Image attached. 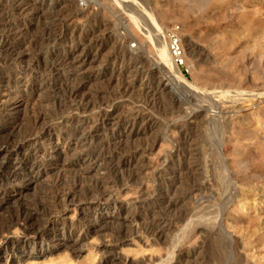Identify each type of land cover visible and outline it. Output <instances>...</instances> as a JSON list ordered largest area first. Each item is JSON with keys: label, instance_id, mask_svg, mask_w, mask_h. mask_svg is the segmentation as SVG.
Returning <instances> with one entry per match:
<instances>
[{"label": "rangeland", "instance_id": "374dc122", "mask_svg": "<svg viewBox=\"0 0 264 264\" xmlns=\"http://www.w3.org/2000/svg\"><path fill=\"white\" fill-rule=\"evenodd\" d=\"M61 1L63 4L60 2L57 5L56 2V4H52L50 0H0V80L7 77L8 72L9 74L18 73V71L21 74L27 73V69L35 64H38L43 72V69L58 63L62 58L67 59L65 61L72 65L69 75L61 74L63 77L59 76L60 78L45 77L42 75L43 73L41 74V70L33 73V77H31L36 82L43 83L40 88L36 84L29 90V88L25 89L22 84L16 88V85L7 87L4 86L6 83H1L0 90L3 91V95H0V145L8 134L13 137L14 142L23 143L20 137L28 132L36 115L41 117L38 120L40 122H38V126H46L47 129L53 131L55 123L60 118L66 120L71 118L75 122L81 118H87L88 124H91L101 113L102 108L107 109L105 107L109 104H118L121 114L141 111L139 114L143 116L144 121L142 119V122L145 124L140 122V125L138 123L137 126L141 129L142 135L139 134L140 136L135 138L137 141L130 139L129 143L127 142L129 145L125 144L126 147L123 145L124 150H121V152L131 151L133 144L137 143V147L136 145L134 147L138 148L139 153L135 155L136 161L134 162L136 164L133 162L134 165L131 168V174H134L133 182L117 189H110V191L113 197L124 203L125 207L127 202L135 203L137 215L139 214L144 219L147 218L146 222H150V219L152 222L154 219L163 218L166 219L164 221L166 223L162 226V233L160 232L157 236L132 233L133 235L122 239L124 235L118 236V231L120 234L123 232V234L126 232L128 234L130 228L126 226L127 229H125L126 227L118 225V216L115 214L106 215L103 211L85 209L83 200L64 209L58 207L61 209H59V213L53 212L52 206L49 205V198L54 191L60 187L68 188L71 184H75V190L81 191H77V194L88 195L85 190L92 188L91 186L95 182L94 177H99L102 173L88 168L87 163L75 164L76 149L74 150L75 147L72 144H60L59 156L56 159L42 156L41 152L35 153L33 148L37 147L38 143L24 144L23 149L19 150L17 154L0 153L1 178L20 171L22 169L20 162L23 161L40 162L43 159L52 161V163L48 167L46 175L37 177L32 182L27 181L28 175H26L22 182L14 186H0V219L7 217L8 213L18 205H26L32 209L34 202L44 200L45 213L52 211L51 217H53V225L56 229H61L62 223L79 222L86 225L89 234L75 243L70 241L65 243L58 235L43 241L37 240L34 245H23L22 240H25V236L20 226L12 227L7 233L0 236V264H112L110 258L121 263L174 264L176 259H182V257H185V260L188 259L187 262L190 263L187 264L192 262H194L192 264L198 262H204L203 264H264V218L256 219L253 215L258 207H264V47L260 50L245 38L242 34V24L239 23L241 20L239 17L237 18L253 6L259 7L263 12L264 0ZM244 6L248 7L245 9L246 12L242 9ZM146 13L148 15L150 13L160 25L161 31L157 30L160 33L152 31V35L162 34L164 42L166 41V47L168 34L176 33L183 55H185L183 57L185 64L182 66L173 65L189 82L192 84L195 82L196 85L205 88L201 89L202 92H196L198 97L197 94L182 89L176 90L177 98H173L175 96L169 95V91L165 89L160 94L158 92L151 96L146 104L143 102L146 98L143 97L139 88L136 89L140 87L141 82L138 73L128 72V74L127 71L120 75H117L118 72L111 73L112 66L117 68L123 61L124 64L130 62L128 56L122 58L121 52L123 51L121 50L124 48L118 49L122 43L123 47L132 50L133 53L148 54L154 58L151 45L147 40V34L149 35L147 28L150 26V20ZM136 26L137 29H135ZM239 34L242 35L239 36ZM219 42L223 43L222 50L221 48L217 49ZM193 45L198 52L208 55V58L199 60L200 68L203 67L212 74L220 71L219 74L237 78L233 85L231 83L232 87L227 86L225 90L234 91L237 89L244 93L243 97H250L256 106L252 113L244 117H235L233 115L234 108L229 103L230 99L226 98L228 102L225 101L223 104L222 113L220 112L219 115H216L217 117L212 118L216 112H213L215 108L211 107V102L214 100L208 89L213 86L209 83L205 85L198 79L197 81L194 74L200 73L198 66L192 68L190 67L191 63L190 65L186 63V61L188 62L186 58L190 57L188 47L191 48ZM140 50L141 52H139ZM85 55L88 56L83 62L82 59ZM146 55L143 56L149 58ZM217 55L223 57L220 59L228 61L225 68L224 65L215 63L214 59L219 60ZM148 58H143L144 63L140 61L143 66L140 62L137 64L140 65L139 69L147 72L157 67L155 59L149 60L150 63L152 62L151 65ZM145 60L149 66L144 65L147 63ZM49 61L51 62L49 63ZM218 69L219 71H217ZM117 77L120 79L118 80ZM130 77L135 78L130 79ZM152 79L149 83L154 88L157 86L155 84L157 80L156 78ZM211 82L218 83L214 80ZM129 83L131 86L128 85ZM154 84L155 86H153ZM226 84L230 85L225 82V87ZM80 85H84L83 93L88 97V100L90 99L91 104L89 105H92L83 113L70 107L73 106V101L66 97L69 90L72 88L75 90ZM126 85L130 93L124 94L120 90L124 89ZM5 87L10 89L6 90ZM114 90L115 92H113ZM203 93L204 97H202ZM206 93L210 94V98ZM182 95L184 96L182 97ZM128 97H134L135 100L127 99ZM152 101L155 103H151ZM196 101L201 107L195 108ZM95 104L96 106H94ZM185 104L186 106H184ZM54 105L55 107H53ZM161 106L163 107L159 109ZM203 107L207 110L203 121L198 118L201 121L198 122L197 119L196 124V122L185 118L186 113L202 111ZM93 133L98 137L94 139L95 141L111 144L110 147H112L113 141L109 140V135L106 137L105 132L101 129H96ZM184 136L191 142L183 138ZM45 146L47 147L48 144L43 145V147ZM51 146L57 147V145H50L47 148L49 149ZM125 149L127 150L125 151ZM178 152L179 155H177ZM185 171H187L186 174H184ZM129 173L130 171L127 174ZM202 179H205L203 185L199 184L200 181H203ZM189 182L192 183L191 187L197 185L199 190L196 189L187 194L186 190L190 188ZM88 183H92L91 186ZM77 184L78 186L81 184L79 188ZM173 187L177 189L175 188V190ZM79 194L77 196H80ZM167 198H177L174 207L176 209H165ZM33 209L34 218L32 221L40 223L45 214L41 213L42 211L39 209L36 211L35 208ZM162 209L164 211H161ZM161 212H163L162 214L167 213V215H161ZM152 214H155L154 217ZM97 216L98 220H92ZM116 229L119 230L116 231ZM3 239L20 242L18 253L21 250L23 253H28L22 255L4 253L1 248ZM102 245H105L106 248H103Z\"/></svg>", "mask_w": 264, "mask_h": 264}, {"label": "bare ground", "instance_id": "6f19581e", "mask_svg": "<svg viewBox=\"0 0 264 264\" xmlns=\"http://www.w3.org/2000/svg\"><path fill=\"white\" fill-rule=\"evenodd\" d=\"M22 1V0H21ZM34 1V0H33ZM36 1V0H35ZM43 1V0H42ZM53 3H57V5L62 1L61 0H50ZM65 1V0H64ZM55 3V4H56ZM24 4V3H23ZM51 4V5H52ZM54 4V5H55ZM60 4V5H61ZM67 4V3H66ZM11 5V4H10ZM32 5H34L32 3ZM40 6V5H39ZM138 6V5H137ZM242 6V5H241ZM35 7V6H34ZM22 8V7H21ZM20 8V9H21ZM23 9V8H22ZM40 9V7H39ZM45 9V7H44ZM243 10L248 9V7H242ZM42 10V9H41ZM20 11V10H19ZM23 11V10H22ZM29 11V10H28ZM34 11V10H32ZM37 11V10H36ZM39 11V10H38ZM37 11V12H38ZM146 11V10H145ZM11 12V11H10ZM16 12V11H15ZM18 12V11H17ZM246 12V10H245ZM264 12V11H263ZM262 12V10L260 11V8L257 6H253V7H249V11L247 10L246 13L242 14L241 16H237V18L239 17V19L241 21H239V23L241 22L242 24V29H243V35L245 36V38H247L248 40H250L252 42L253 45H255L256 47L261 48L264 47V13ZM21 13V12H20ZM41 13V12H39ZM148 13V12H147ZM146 13V14H147ZM6 14V13H5ZM42 14V13H41ZM145 14V13H144ZM237 14V13H236ZM40 15V14H39ZM130 15V14H129ZM132 15V14H131ZM148 15V14H147ZM150 15V13H149ZM148 17V20H150V26L147 28V33L149 32V35L147 34V40L149 41L150 45H151V51L150 48L149 50L153 53V57L152 58L150 55H146L149 56V58L151 57L155 63H156V68H152L151 70L147 71L148 73H150V75H148V73L144 70L139 69L140 65L138 66L137 64H139L140 61H143V58H148V57H144L143 55H141L142 53H133L132 50H128L125 47H123V43L121 44V47L119 46L118 49L120 48H124L122 53V58L124 59L125 56H128V60L130 62H127L126 64H124L122 62V64L118 65L117 68L115 66L111 67V73L112 72H118L117 75L122 74L123 72L127 71L128 72H135L139 74V81L140 82V87H137L136 89L139 88V90L142 92L141 94L143 95L144 98H146L145 100H143L144 103H148V99L151 96L156 95L158 92L160 94L161 91L163 90H167L169 91V95L175 96L173 98H177V93L176 90H182L185 91L187 90L188 92H192L197 94L196 92H202V90H204V87L198 88L199 86L195 84H192L191 82H189L183 75L182 73L178 72L177 67H174L173 63L170 61V57H169V53L167 51V47H166V41L164 42L162 34H154L156 33L155 31L159 30L161 31V27L160 25L157 24V20L155 21V19H153L154 17L152 15ZM35 16V15H34ZM38 16V15H37ZM8 17V16H7ZM132 17V16H131ZM10 19V18H9ZM134 20V19H133ZM14 22V21H13ZM104 23V22H103ZM144 23V22H143ZM9 24V23H8ZM4 26V25H3ZM65 26V25H64ZM10 27V26H9ZM73 28V26H72ZM137 29V26L136 28ZM12 30V29H11ZM18 30V29H17ZM78 30V29H77ZM99 30V29H98ZM145 30V29H144ZM132 31V30H131ZM152 31H154L152 33ZM157 31V32H159ZM2 32V31H1ZM13 32V31H12ZM242 32V30L240 31V33ZM133 33V32H132ZM160 33V32H159ZM162 33V32H161ZM130 34V33H129ZM241 34V35H242ZM9 35V34H8ZM145 35V34H144ZM143 35V36H144ZM239 34V36H241ZM2 36V35H1ZM121 36V35H120ZM126 36V35H125ZM142 36V35H141ZM221 36V35H220ZM243 36V37H244ZM8 37V36H7ZM161 37V38H160ZM242 38V37H241ZM129 39V38H128ZM138 39V38H137ZM240 39V38H239ZM244 39V38H243ZM246 39V40H247ZM36 40V39H35ZM120 40V39H119ZM139 40V39H138ZM113 41V40H112ZM43 42V41H42ZM136 42V41H135ZM140 42V41H139ZM138 42V43H139ZM145 42V41H144ZM137 43V44H138ZM248 43V41H247ZM31 44V43H30ZM136 44V45H137ZM148 44V43H147ZM191 44V43H190ZM78 45V44H77ZM135 45V46H136ZM249 45V44H248ZM252 45V46H253ZM113 46V45H112ZM191 46V45H190ZM33 48V47H32ZM111 48V47H110ZM224 48L223 43L219 42L218 43V47L217 49ZM117 49V50H118ZM126 49V50H125ZM137 49V48H135ZM188 52L190 57L186 58V60H188V62L186 61V63H191L190 67L195 68V66H198L200 73H195L194 77H196V80L198 79L199 81L204 82V84H211L213 87L211 89H208L209 92L211 93L214 102H211V107L215 108V110L213 112H216V114H213L212 118H215L216 115H219L221 112V108L223 107V104L225 103V101H227L226 98H229V103L230 105L233 106L234 108V113L233 115H235V117L239 116V117H244L247 116L248 114L252 113L254 109H256V106H254V102L253 100H251L250 97L245 96L243 97L242 94H244L242 91L239 90H234V91H228L225 90L227 89V86H231V83L233 85L234 81L237 80V78L235 79L234 77H230L229 75L224 76L222 74H219L220 71L219 69L214 74L207 72L206 69H204L203 67L200 68L199 65L200 64V59L203 58H208L207 53L203 54L202 52H198V50H196V47L193 45V47H188ZM67 50V49H66ZM146 51V50H145ZM148 51V50H147ZM263 51V50H262ZM37 52V51H36ZM68 52V51H67ZM141 52V50L139 51ZM50 53V52H49ZM120 53V52H119ZM143 53H145L143 51ZM149 53V52H148ZM202 53V55H201ZM150 54V53H149ZM201 56H199V55ZM84 55V54H83ZM198 55V56H197ZM220 55V54H219ZM88 55H85L82 59V61L84 62V60L86 59L85 57ZM109 56V55H108ZM114 56V55H113ZM121 56V55H120ZM185 55H183L184 57ZM52 57V56H51ZM55 57V56H54ZM218 57V55H217ZM222 57V56H221ZM220 56L218 57L219 60L216 61V64H220V65H224V68L226 67L225 65H227V62L225 60L220 59ZM58 58V57H57ZM60 58V57H59ZM107 58V57H106ZM110 58V57H109ZM108 58V59H109ZM115 58V57H114ZM148 58V61L150 60ZM223 58V57H222ZM51 59V58H50ZM56 59V58H55ZM95 59V58H94ZM121 59V58H120ZM122 59V60H123ZM152 59L150 61H152ZM225 59V57H224ZM14 60V59H13ZM65 60L67 59H63L59 60V62L54 63V64H50L51 66L47 69H40V66H38V64H35L31 67H29L27 69V73L21 74L19 73H12L9 74L7 77H5L4 79L0 80V85L2 82L6 83L4 86H14L16 88H19V84H22L24 86L25 89L29 90L31 89V87L33 85L36 84V86L38 88L42 87L41 85L43 83L41 82H36L35 79H33L32 74L35 73L36 71L41 70V74L43 76H55V77H63L61 74H63L65 76V74L68 76L69 72L72 71V65H70V63H67ZM92 60V59H91ZM97 60V59H96ZM126 59V61H128ZM51 61H53L51 59ZM49 61V63L51 62ZM56 61V60H55ZM81 61V60H80ZM81 61V62H82ZM121 61V60H120ZM149 61V63H150ZM153 61V62H154ZM230 61V60H229ZM82 62V63H83ZM147 61L145 60V63ZM39 63V62H38ZM53 63V62H52ZM113 63V62H112ZM142 62H140L141 64ZM144 63V61H143ZM142 63V66H143ZM148 62L144 65L149 64ZM152 63V62H151ZM150 63V64H151ZM230 63V62H229ZM228 63V64H229ZM41 64V63H40ZM117 64V63H116ZM10 65V64H9ZM42 65V64H41ZM44 65V64H43ZM46 65V64H45ZM49 65V64H48ZM113 65V64H112ZM152 65V64H151ZM6 66V65H5ZM110 66V65H109ZM123 66V67H122ZM149 66V65H147ZM155 66V65H154ZM103 67V66H102ZM145 68H147L146 66H144ZM142 67V68H144ZM153 67V66H152ZM188 67V66H187ZM217 67V66H216ZM230 67V65H229ZM43 68V67H42ZM149 68V67H148ZM191 68V69H192ZM99 69V68H98ZM216 69V68H215ZM213 69V71L215 70ZM97 70V69H96ZM104 71V70H103ZM193 71V69H192ZM209 71V69H208ZM216 71V70H215ZM21 72V71H20ZM97 73V72H96ZM99 73V72H98ZM105 73V72H104ZM125 73V74H126ZM193 73V72H192ZM233 73V72H231ZM40 74V75H41ZM100 74V73H99ZM106 74V73H105ZM110 74V73H109ZM129 74V73H128ZM137 74V75H138ZM237 74V73H236ZM240 74V73H239ZM3 75V74H2ZM1 75V76H2ZM41 75V76H42ZM71 75V74H70ZM111 75V74H110ZM116 75V76H117ZM233 75V74H232ZM4 76V75H3ZM32 76V77H31ZM60 76V77H59ZM115 76V78H116ZM238 76V75H237ZM98 77V76H97ZM103 77V76H102ZM119 77V76H118ZM117 79L119 80L120 78ZM136 77V76H135ZM134 77V78H135ZM137 77V78H138ZM151 77L156 78L157 80V86H155V84L153 86H155L154 88L150 85V79H152ZM236 77V76H235ZM65 78V77H64ZM63 78V79H64ZM96 78V77H95ZM107 78V77H106ZM105 78V79H106ZM128 78V77H127ZM132 77H130L131 79ZM132 78V79H134ZM154 78L152 80H154ZM213 78V79H212ZM70 79V78H69ZM68 79V80H69ZM110 79V78H109ZM113 79V76H112ZM67 80V81H68ZM115 80V79H114ZM123 80V79H121ZM197 80V81H198ZM217 81L218 83H213L211 81ZM101 81V80H100ZM108 81V80H107ZM111 81V80H109ZM133 81V80H131ZM130 81V82H131ZM210 81V82H209ZM239 81V80H238ZM44 82V81H43ZM115 82V81H113ZM119 82V81H118ZM117 82V83H118ZM155 82V81H154ZM200 82V83H202ZM225 82L226 83H230V85L226 84L225 87ZM110 83V82H109ZM120 83V82H119ZM118 83V84H119ZM125 83V82H124ZM127 83V82H126ZM198 83V82H197ZM64 84V83H63ZM132 84V83H131ZM137 84V86H139ZM236 84V83H235ZM67 85V84H66ZM113 85V84H112ZM130 85V83L128 84ZM210 85V86H211ZM44 86V85H43ZM117 86V84H116ZM115 86V87H116ZM131 86V85H130ZM203 86V84H202ZM235 86V85H234ZM65 87V86H64ZM73 87V86H72ZM71 87V88H72ZM83 87L84 85H80L79 87H77V89L73 90L74 88H72V90H69L67 92V96L69 99H71L73 101V106L71 105L70 107H73V109H76L78 111H81L82 113L85 112L86 110H88L89 105L91 104L88 100V97H86V95L83 93ZM127 85L125 86L124 89L120 90L122 93L126 94V93H130V91L128 92L127 89ZM208 87V86H207ZM215 87V88H214ZM217 87V88H216ZM232 87V86H231ZM131 88V87H130ZM204 88V89H203ZM214 88V89H213ZM2 89V88H1ZM6 90L10 89V88H6ZM42 89V88H41ZM65 89V88H64ZM67 89V88H66ZM65 89V90H66ZM115 89V88H114ZM135 89V88H132ZM135 89V90H136ZM202 89V90H201ZM38 90V89H37ZM110 90V89H109ZM117 90V88H116ZM119 90V89H118ZM207 90V91H208ZM34 91V90H32ZM139 91V93H140ZM182 91V92H183ZM186 91V93H187ZM3 91L0 90V95ZM115 92V90L113 91ZM134 92V91H133ZM165 92V91H164ZM178 92V91H177ZM31 93V92H29ZM34 93V92H32ZM108 93V92H107ZM120 94V92H118ZM121 93V94H122ZM180 93V92H179ZM65 94V93H63ZM114 94V93H113ZM111 94V95H113ZM133 94V93H132ZM131 94V95H132ZM138 94V93H136ZM180 94H184V93H180ZM179 94V95H180ZM188 94V93H187ZM194 94V95H195ZM201 94V93H200ZM207 94V93H206ZM205 94V95H206ZM1 95V96H2ZM110 95V94H109ZM108 95V96H109ZM117 95V94H116ZM140 95V94H139ZM141 95V98H142ZM186 95V94H185ZM193 95V96H194ZM207 95H209L210 98V94L208 93ZM31 96V94H30ZM65 96V95H64ZM122 97V95H120ZM130 96V94H129ZM158 96V95H157ZM181 96V95H180ZM184 95H182L183 97ZM200 96V95H199ZM112 97V96H111ZM114 97V95H113ZM112 97V98H113ZM127 97V96H126ZM125 97V98H126ZM138 97V96H137ZM156 97V96H155ZM171 97V96H170ZM187 97L189 98V96L187 95ZM198 97V94H197ZM196 97V98H197ZM202 97H204V93L202 94ZM206 97V96H205ZM31 98V97H30ZM64 98V97H63ZM67 98V99H68ZM130 97H128L127 99H129ZM140 98V97H138ZM154 98V97H152ZM186 98V97H184ZM195 98V97H194ZM215 98V99H214ZM60 99V98H59ZM130 99H134L130 98ZM143 99V98H142ZM193 99V97H192ZM226 99V100H225ZM54 100V99H52ZM65 100V99H64ZM137 100V98H136ZM139 100V99H138ZM152 100V99H151ZM157 100V99H155ZM172 100V99H171ZM174 100V99H173ZM186 100V99H185ZM190 100V99H189ZM206 100V99H205ZM1 101V99H0ZM175 101V100H174ZM173 101V102H174ZM191 101V100H190ZM209 101V100H208ZM64 102V101H63ZM94 102V101H93ZM142 102V101H141ZM140 102V103H141ZM142 102V104H143ZM155 103V101H152L151 103ZM179 102V101H178ZM204 102V101H203ZM228 102V101H227ZM70 104V102H68ZM67 103V104H68ZM138 103V101H137ZM150 103V104H151ZM157 103V102H156ZM175 103V102H174ZM182 103V102H181ZM184 103V102H183ZM192 103V101H191ZM197 104V101L195 102ZM193 103V104H195ZM200 103V102H199ZM214 103V104H213ZM256 103V102H255ZM56 104V103H55ZM65 104V103H64ZM149 104V105H150ZM162 104V103H161ZM178 104V103H177ZM61 105V104H60ZM66 105V104H65ZM157 105V104H156ZM198 105V106H197ZM194 105L195 108L201 107L199 106V104ZM51 106V105H50ZM59 106V105H56ZM63 106V105H62ZM69 106V105H68ZM96 106V104L94 105ZM93 106V107H94ZM145 106V105H144ZM152 106V105H151ZM160 106V105H159ZM181 106V105H180ZM186 106V104L184 105ZM190 106V105H189ZM193 106V105H192ZM197 106V107H196ZM207 106V105H206ZM205 106V107H206ZM55 107V105L53 106ZM65 107V106H64ZM98 107V106H97ZM100 107V106H99ZM155 107V105H154ZM163 106H161L159 109H161ZM179 107V106H178ZM67 108V107H66ZM107 109L102 108V111L99 115H97L96 119L94 122H92L91 124H88V119L87 118H81L79 119V121H74L73 119H61L58 120L55 123V126L53 128V131L50 129H47L46 126H38V120L41 118L40 115H36L35 119L33 120V125L29 128L28 132L21 135L22 137H20L21 141H23V143H18L17 141L14 142L13 141V137H11L9 134L4 138L5 140H2V143L0 145V153H4V154H13V153H18L19 150L23 149V145L24 144H36L38 143L37 147H34L33 150L35 153L37 152H41L42 156H47V158H57L59 156V145L64 143H69L70 145L72 144L74 148V150L76 151V158H75V164L78 165H83L84 163H87L88 168H92L96 171H101V176L99 177H94V184L93 186H91V184H89L92 188L85 190L86 194L88 195H84L81 196H77L78 194L76 193L77 191L75 190L74 185L75 184H71L68 188H64V187H60L59 189H57L56 191L53 192V194L50 196L49 198V205L52 206L53 208V212H58L59 213V209L62 208H66L67 206L71 205V204H76V202H79L81 200H83L85 202L84 208L88 209H94V210H99V211H103L106 215H112L115 214V216H118V225L120 226H124V227H129L130 228V232L127 234V232L125 234L121 233L116 229V231H118V236H122L124 235L123 238L128 237L129 235H131L132 233H142L145 235H151V236H157L160 234V232L163 230L164 221H166V219L164 220L163 218H159V219H154V221L151 222V219L149 220L150 222H146L147 218L144 219L141 216H139V214L137 215L136 210H137V206H135V203L132 202H127L126 203V207L123 205V202H120L117 200V198L113 197L111 194L110 189H117L120 188L123 185H128L130 184V182H133V175L131 174V168L132 165H134V161L135 160V155H137L138 152V148L136 149L134 146L137 144L136 143V139L137 136L140 133L141 129L137 126V124L140 122H142L143 116L140 115L137 110L133 111L132 113H128V114H121L122 112L120 111V107L118 104H109L108 106L106 105ZM157 108V107H155ZM190 108H192L190 106ZM56 109V108H55ZM61 109V108H60ZM69 109V108H68ZM72 109V108H71ZM101 109V108H100ZM104 109V110H103ZM158 109V108H157ZM179 109V108H178ZM189 109V108H188ZM59 110V107H58ZM66 110V109H65ZM56 111V110H54ZM64 111V110H62ZM178 111V110H177ZM209 111V110H208ZM48 112V111H47ZM53 112V111H52ZM50 112V113H52ZM100 112V111H99ZM205 112L207 113V110L202 109V111L199 112H189L188 114L186 113V119H190L192 122H196L197 124V119L200 118L201 120L204 118L203 116H205ZM259 112V111H258ZM58 113V112H57ZM56 113V114H57ZM125 113V112H123ZM222 113V112H221ZM142 114V113H141ZM51 116V115H50ZM149 116V115H148ZM147 116V117H148ZM212 116V115H211ZM146 117V118H147ZM217 117V116H216ZM254 117V116H253ZM209 118V117H208ZM211 118V117H210ZM220 118V117H219ZM257 119V118H256ZM42 120V119H41ZM189 120V121H190ZM198 119V122L201 121ZM214 120V119H213ZM241 120V119H240ZM260 120V119H259ZM91 121V120H90ZM144 121V119H143ZM203 121V120H202ZM205 121V120H204ZM207 122V121H206ZM250 122V121H249ZM40 123V122H39ZM143 123V122H142ZM215 123V122H214ZM222 123V122H221ZM45 124V123H44ZM145 124V123H143ZM147 124V123H146ZM153 124V123H152ZM186 124V123H185ZM195 124V125H196ZM225 124V123H223ZM260 125V124H257ZM146 126V125H145ZM187 126V125H186ZM222 126V125H221ZM225 126V125H224ZM144 127V126H143ZM260 127V126H258ZM149 128V127H148ZM151 128V127H150ZM96 129H101L103 132H105L104 134H106V137H108L109 135V140L111 139L112 142V147H110L111 144H103L100 143V141H95L94 139H97V136H94L95 132L93 133V131H95ZM143 130V129H142ZM145 130V129H144ZM147 130V129H146ZM149 130V129H148ZM185 130V129H184ZM188 130V129H187ZM106 131H108L109 133H107ZM189 131V130H188ZM143 132V131H142ZM94 135H93V134ZM185 133V132H184ZM188 134V133H187ZM238 134V133H236ZM142 135V134H141ZM182 135V134H181ZM140 136V135H139ZM145 136V135H144ZM183 136V135H182ZM244 136V135H243ZM100 138V137H99ZM139 138V137H138ZM141 138V137H140ZM183 138H185L186 140H189L186 136H184ZM182 138V139H183ZM101 139V138H100ZM130 139H135V143L133 144L134 146L132 147V150L130 151H126L127 149H125L126 152H121V150L123 151L124 149L122 148L123 145L125 146V144H127L128 141H130ZM74 140V141H73ZM108 140V139H107ZM184 141V140H183ZM182 141V142H183ZM188 141V142H189ZM110 142V141H109ZM133 142V140H132ZM139 142V141H138ZM181 142V143H182ZM187 142V143H188ZM191 142V141H190ZM94 143V144H93ZM129 143V142H128ZM44 144H48L47 147H49L50 145H57V147H53L51 146L49 149L45 146L43 147ZM140 144V143H139ZM138 144V145H139ZM142 144V142H141ZM178 144V143H177ZM129 145V144H127ZM126 145V146H127ZM145 145V144H144ZM180 145V144H179ZM25 146V145H24ZM125 146V147H126ZM131 146V145H130ZM141 146V145H140ZM146 146V145H145ZM137 147V145H136ZM148 147V145H147ZM179 147V146H178ZM135 148V149H133ZM141 148V147H140ZM145 148V147H144ZM131 149V147H130ZM142 149V148H141ZM181 149V148H180ZM144 150V149H143ZM146 150V149H145ZM142 151V150H141ZM184 151V150H183ZM182 151V152H183ZM185 152V151H184ZM183 152V153H184ZM188 152V151H187ZM141 154H143L142 152H140ZM190 153V152H189ZM3 154V155H4ZM181 154V153H180ZM139 155V154H138ZM179 155V152L178 154ZM176 155V156H177ZM191 155V154H189ZM237 156V155H236ZM179 158V157H178ZM185 158V157H184ZM180 159V158H179ZM186 159V158H185ZM190 159V158H188ZM138 160V159H137ZM175 160V159H174ZM181 160V159H180ZM179 160V161H180ZM237 160V159H236ZM21 161V160H20ZM172 161V160H171ZM178 161V160H177ZM178 161V162H179ZM188 161V160H187ZM186 161V162H187ZM134 162V163H133ZM169 162V161H168ZM183 162V161H182ZM191 162V161H189ZM20 166L22 167L21 170L23 171H18L17 173H14L13 175H8L6 177L1 178L0 177V186L2 185H10V186H14L20 182H22L23 177L28 175L27 181L28 182H32L34 181L37 177H41L42 175H46L47 174V169L48 167L51 165L52 161H45V160H41L40 162H35V161H23L20 162ZM174 163V161H173ZM184 163V162H183ZM136 164V163H135ZM140 164V163H139ZM176 164V163H175ZM179 164V163H178ZM185 164V163H184ZM171 165V164H170ZM188 165V164H187ZM175 166V165H173ZM178 166V165H177ZM136 167V166H135ZM138 167V166H137ZM172 167V166H171ZM178 167H176L177 169ZM181 168V167H180ZM183 168V167H182ZM188 168V167H187ZM190 168V167H189ZM188 168V169H189ZM179 169V168H178ZM186 170V169H183ZM25 171V172H24ZM130 171L129 174H127ZM179 171H181V169H179ZM237 171V170H236ZM134 172V171H133ZM26 173V174H25ZM187 171L184 172V174H186ZM189 174V173H188ZM166 175V174H165ZM172 175V174H171ZM169 176V175H167ZM189 176V175H188ZM170 177V176H169ZM187 177V176H186ZM190 177V176H189ZM25 178V177H24ZM81 178V177H80ZM135 178V176H134ZM172 178V177H171ZM161 179V178H160ZM164 179V177H163ZM196 179V178H195ZM76 180V179H75ZM162 180V179H161ZM203 180V179H202ZM90 181V180H89ZM190 181V180H189ZM74 182V181H73ZM80 182V181H79ZM93 182V181H91ZM168 182V181H165ZM164 182V183H165ZM179 182V181H178ZM195 182V181H194ZM198 182V181H197ZM201 185H203V183L205 182V179L203 181H200ZM76 183V182H75ZM161 183V182H160ZM168 184V183H165ZM192 184V183H191ZM189 182V185H191ZM198 184V185H199ZM205 184V183H204ZM81 185V184H80ZM79 185V186H80ZM160 185V184H159ZM185 185V184H184ZM78 186V184H77ZM78 186V188H79ZM89 186V187H90ZM172 186V185H171ZM178 186V185H177ZM197 185H194L193 187L190 186L189 189H187L186 191L188 192L187 194L191 193V191L198 189L196 187ZM159 187V186H158ZM165 187H169V186H165ZM201 187V186H200ZM58 188V187H57ZM77 188V189H78ZM88 188V187H86ZM97 188V189H96ZM160 188V187H159ZM174 188V187H173ZM176 188V187H175ZM174 188V189H175ZM182 188V187H181ZM81 189V187H80ZM84 189V188H83ZM95 189V190H94ZM177 189V188H176ZM175 189V190H176ZM184 189V187H183ZM186 189V188H185ZM162 190V189H160ZM172 190V189H171ZM174 190V191H175ZM179 190V189H178ZM199 190V189H198ZM197 190V191H198ZM52 191V190H51ZM167 191V190H166ZM170 191V190H169ZM180 191V190H179ZM185 191V190H183ZM185 191V192H186ZM81 192V191H78ZM84 192V191H83ZM177 192V191H176ZM184 192V194H185ZM194 192V191H193ZM196 192V191H195ZM85 193V192H84ZM167 193V192H166ZM172 193V192H171ZM174 193V192H173ZM77 194V195H76ZM165 194V193H164ZM169 194V193H168ZM163 195V194H162ZM174 195V194H172ZM171 196V195H170ZM189 196V195H188ZM159 197V196H158ZM161 197V196H160ZM167 197V195H166ZM178 197V196H176ZM145 199V198H144ZM177 199V198H175ZM174 198H167V201L165 203V209H169V210H173L176 209L175 204H176V200ZM178 200H180L178 198ZM38 200L37 203L34 202L32 209L35 208L38 210H41L43 213L44 212V217L43 220L40 221V223H35L34 221H32L33 214H32V209H29L28 207H26V205H18L17 207H15L12 211H10V213H8L7 217L0 219V236H2L3 234L7 233L12 227L15 226H20L24 236H25V240H22V244H35V242L37 240L43 241L47 238H51V237H56L58 235H60L61 239L65 241V243L67 242H78L81 239L87 237V235L89 234V230L86 228L85 224H81L79 222H70L69 224L66 223H62V227L61 229H56V227H54L53 225V217H51V212L50 211H46V206L44 204V200L40 201ZM146 201V200H144ZM161 201V200H160ZM146 203V202H145ZM151 203V202H150ZM154 203V202H153ZM139 205V204H136ZM145 205V204H144ZM152 205V204H151ZM161 205V204H160ZM124 206V207H123ZM128 206V207H127ZM143 206V205H142ZM163 206V205H162ZM30 207V206H29ZM58 207H60L58 209ZM159 207V206H158ZM164 207V206H163ZM31 208V207H30ZM161 209V207H159ZM173 208V209H172ZM239 208V207H238ZM61 210V209H60ZM139 210V209H138ZM168 210V211H169ZM187 210V209H186ZM161 211H164L163 209ZM177 211V210H176ZM140 212V211H139ZM170 212V211H169ZM168 212V213H169ZM174 212V211H173ZM183 212V211H182ZM185 212V210H184ZM152 213V212H151ZM163 212H161V215H167V213L162 214ZM56 214V213H55ZM142 214V213H141ZM187 214V212H186ZM155 215V214H154ZM154 215L152 214V216L154 217ZM157 215V213H156ZM253 215L255 216L256 219H260V218H264V207H258L257 210H255V212L253 213ZM145 216V215H143ZM169 216H171L169 214ZM178 216V215H177ZM157 217V216H156ZM184 217V216H183ZM98 216L96 218H93L92 220H98L97 219ZM152 218V217H151ZM167 218V217H166ZM169 218V217H168ZM167 218V219H168ZM171 218V217H170ZM180 219V218H178ZM34 220V219H33ZM40 220V219H39ZM55 220V219H54ZM176 221V219H174ZM173 220V221H174ZM169 221V220H168ZM172 221V222H173ZM179 221V220H178ZM171 222V221H170ZM202 223V222H201ZM169 224V223H168ZM172 224V223H171ZM175 224V223H174ZM167 225V224H166ZM117 226V225H116ZM119 226V227H120ZM198 226V224H197ZM127 227L125 229H127ZM168 227V226H167ZM128 228V229H129ZM165 228V227H164ZM202 228V226H201ZM197 229V228H196ZM199 229V228H198ZM122 232V231H121ZM162 233V232H161ZM115 234V233H114ZM113 234V236H114ZM133 235V234H132ZM116 237V236H114ZM118 238V237H117ZM20 242H10L7 239H3L2 241V249L4 251V253L7 254H17L18 253V248H19V244ZM103 248H106L105 245H102ZM22 252V253H21ZM28 252L23 253V251L21 250L20 253L18 254H26ZM21 255H18L19 257ZM107 258V257H105ZM104 258V259H105ZM185 257H182V259H176L174 264H187V260L184 259ZM195 258V257H194ZM193 258V259H194ZM192 259V260H193ZM199 259V258H198ZM190 260V259H189ZM197 260V259H195ZM110 261L112 264H144L143 262H137V263H121L119 261H116L114 258H110ZM192 262V261H191ZM190 263V262H189ZM194 263V262H192ZM191 263V264H192ZM204 263V262H203ZM201 262H198L196 264H203Z\"/></svg>", "mask_w": 264, "mask_h": 264}, {"label": "built area", "instance_id": "2783aa9c", "mask_svg": "<svg viewBox=\"0 0 264 264\" xmlns=\"http://www.w3.org/2000/svg\"><path fill=\"white\" fill-rule=\"evenodd\" d=\"M167 50L173 64L176 66L185 64L179 39L174 32L168 34Z\"/></svg>", "mask_w": 264, "mask_h": 264}]
</instances>
